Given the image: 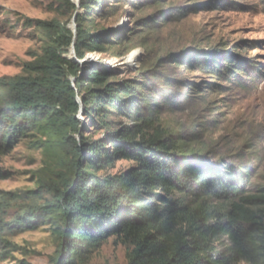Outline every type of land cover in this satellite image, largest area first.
I'll return each mask as SVG.
<instances>
[{
	"label": "rangeland",
	"instance_id": "374dc122",
	"mask_svg": "<svg viewBox=\"0 0 264 264\" xmlns=\"http://www.w3.org/2000/svg\"><path fill=\"white\" fill-rule=\"evenodd\" d=\"M66 1L0 0V79L21 76L24 66L41 55L44 33L36 22L57 20L76 33L75 11ZM71 2L80 7L81 0ZM103 8L105 14L87 25L93 34L116 39L79 60L84 64L77 62L79 77L101 71L111 82L135 83L145 108L162 106L161 127L187 148L213 164L249 166L257 187L264 185V0H107ZM195 52L204 53L210 65L234 56L241 61L238 70L246 72L219 81L208 74L215 71L212 66L199 69ZM132 57L135 61L127 64ZM70 58L75 62L72 53ZM162 93L173 99L165 102L157 96ZM79 104L81 132L70 137L90 147L138 124L102 103L92 102L89 110L81 98ZM57 140L50 130H35L0 156V172L7 174L0 179V264H55L64 229L59 212L38 219L32 231L19 228L18 221L41 208L46 214L56 210L68 161ZM134 166L116 159L95 175L106 178ZM129 250L109 237L82 262L74 263L77 255L70 252L69 264H127Z\"/></svg>",
	"mask_w": 264,
	"mask_h": 264
},
{
	"label": "trees",
	"instance_id": "16d2710c",
	"mask_svg": "<svg viewBox=\"0 0 264 264\" xmlns=\"http://www.w3.org/2000/svg\"><path fill=\"white\" fill-rule=\"evenodd\" d=\"M106 1L81 0L78 9L66 1L75 11V34L57 20L36 22L44 33L41 55L24 66L21 76L0 79V156L40 129L57 135L68 157L56 210L26 214L19 228L35 230L40 220L59 212L64 229L55 264H69L70 252L77 255L74 263L82 262L109 237L129 247L127 264H264V185L257 187L252 168L213 164L187 148L161 127L162 106L145 108L135 83L111 82L101 71L79 77V66L70 58L72 47L83 60L116 39L93 34L87 25L95 15L105 14ZM228 56L210 65L204 53L195 52L193 61L203 71L212 66L224 76L212 70L209 75L229 82L246 71L238 70L239 59ZM161 95L165 102L173 99ZM79 98L88 110L96 101L138 124L90 147L70 137L81 132ZM116 159L135 166L106 178L95 175ZM5 177L0 172V179Z\"/></svg>",
	"mask_w": 264,
	"mask_h": 264
},
{
	"label": "water",
	"instance_id": "95a60500",
	"mask_svg": "<svg viewBox=\"0 0 264 264\" xmlns=\"http://www.w3.org/2000/svg\"><path fill=\"white\" fill-rule=\"evenodd\" d=\"M77 14H78V13H77ZM74 20H76V16H75ZM72 54H73V60H74L75 62H78V63H80V64H84V63H85L84 61H79V60L76 58L74 46L72 47Z\"/></svg>",
	"mask_w": 264,
	"mask_h": 264
},
{
	"label": "bare ground",
	"instance_id": "6f19581e",
	"mask_svg": "<svg viewBox=\"0 0 264 264\" xmlns=\"http://www.w3.org/2000/svg\"><path fill=\"white\" fill-rule=\"evenodd\" d=\"M134 61H135V57H132V58H130V59L127 61V64H132Z\"/></svg>",
	"mask_w": 264,
	"mask_h": 264
}]
</instances>
